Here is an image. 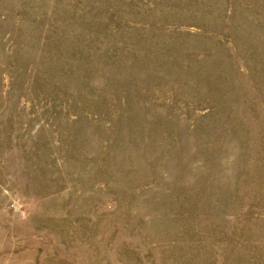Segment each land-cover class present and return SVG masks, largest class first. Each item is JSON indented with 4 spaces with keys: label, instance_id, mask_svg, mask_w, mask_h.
I'll return each instance as SVG.
<instances>
[{
    "label": "rangeland",
    "instance_id": "obj_1",
    "mask_svg": "<svg viewBox=\"0 0 264 264\" xmlns=\"http://www.w3.org/2000/svg\"><path fill=\"white\" fill-rule=\"evenodd\" d=\"M0 264H264V0H0Z\"/></svg>",
    "mask_w": 264,
    "mask_h": 264
}]
</instances>
